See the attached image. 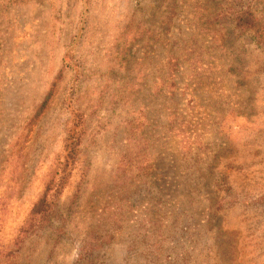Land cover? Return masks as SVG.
<instances>
[{
  "label": "rangeland",
  "instance_id": "1",
  "mask_svg": "<svg viewBox=\"0 0 264 264\" xmlns=\"http://www.w3.org/2000/svg\"><path fill=\"white\" fill-rule=\"evenodd\" d=\"M0 264H264V0H0Z\"/></svg>",
  "mask_w": 264,
  "mask_h": 264
},
{
  "label": "trees",
  "instance_id": "2",
  "mask_svg": "<svg viewBox=\"0 0 264 264\" xmlns=\"http://www.w3.org/2000/svg\"><path fill=\"white\" fill-rule=\"evenodd\" d=\"M236 24L237 26L241 27L245 25L247 22L246 17L238 16L236 17ZM49 95L45 98L44 102L41 105V109L45 106V103L47 102ZM76 137L71 135V133L68 135V138L66 139V144H65V150L67 151L66 154V164H69V162H73L76 158V153H77V146L79 144L78 138L75 140ZM62 179L59 178L54 184L50 185L44 192L43 196L41 199L36 203V205L33 208V214L34 215H39V218L41 220L39 222H44L48 223L50 216L56 206V200L58 198V194L60 193L62 189ZM52 191H51V189ZM38 220L35 222L34 226L35 228L38 227Z\"/></svg>",
  "mask_w": 264,
  "mask_h": 264
}]
</instances>
